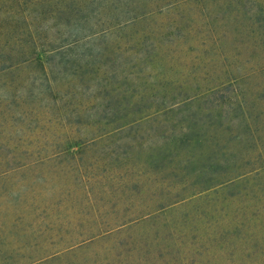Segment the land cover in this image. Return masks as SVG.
<instances>
[{
  "label": "rangeland",
  "instance_id": "1",
  "mask_svg": "<svg viewBox=\"0 0 264 264\" xmlns=\"http://www.w3.org/2000/svg\"><path fill=\"white\" fill-rule=\"evenodd\" d=\"M0 264H264V0H0Z\"/></svg>",
  "mask_w": 264,
  "mask_h": 264
}]
</instances>
